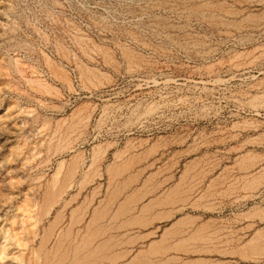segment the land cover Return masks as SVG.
<instances>
[{"label":"rangeland","instance_id":"374dc122","mask_svg":"<svg viewBox=\"0 0 264 264\" xmlns=\"http://www.w3.org/2000/svg\"><path fill=\"white\" fill-rule=\"evenodd\" d=\"M93 216L88 264H264V0H0V264Z\"/></svg>","mask_w":264,"mask_h":264},{"label":"bare ground","instance_id":"6f19581e","mask_svg":"<svg viewBox=\"0 0 264 264\" xmlns=\"http://www.w3.org/2000/svg\"><path fill=\"white\" fill-rule=\"evenodd\" d=\"M133 55V54H132ZM130 56V55H129ZM111 57V56H110ZM139 57V56H138ZM142 58V57H141ZM130 60V59H129ZM142 60V59H141ZM137 62V61H136ZM60 66V65H59ZM86 73V72H85ZM88 76V75H87ZM42 84H44V83H42ZM45 85V84H44ZM46 86H48V85H46ZM106 147V146H105ZM99 149V148H98ZM148 150V149H147ZM122 151V150H121ZM78 155L80 154V153H77ZM76 156V155H75ZM73 157V156H72ZM77 157V156H76ZM143 157V156H142ZM250 158V157H249ZM248 159V158H247ZM76 160H77V158H76ZM101 160V159H100ZM132 160V159H131ZM130 160V161H131ZM73 161V160H72ZM126 161V160H125ZM200 161V160H199ZM249 161V160H248ZM70 162V161H69ZM68 162V164L70 165V163ZM122 162V161H121ZM124 162V161H123ZM195 162V161H194ZM244 162V161H243ZM246 162V161H245ZM71 163H73V162H71ZM78 163V162H77ZM114 163V162H113ZM118 163V162H117ZM127 163V162H126ZM249 163V162H248ZM128 164V163H127ZM196 164V163H195ZM241 164V163H240ZM250 164H252V163H250ZM60 165V164H59ZM67 165V164H66ZM73 165V164H72ZM80 165V164H79ZM118 165V164H117ZM121 165V164H120ZM123 165V164H122ZM111 166V165H110ZM114 166V165H113ZM112 166V167H113ZM196 166V165H195ZM245 166V165H244ZM62 167V166H61ZM122 167V166H121ZM59 168V167H58ZM66 168V167H65ZM71 167H69V169H70ZM75 168H76V166H75ZM246 168V167H245ZM68 169V170H69ZM57 170V169H56ZM65 170V169H64ZM71 170V169H70ZM109 170H110V168H109ZM112 170V169H111ZM126 170V169H125ZM131 170V169H130ZM74 171V170H73ZM72 171V172H73ZM120 171H122L121 169H120ZM124 171V170H123ZM57 172V171H56ZM69 172V171H68ZM74 172H77V171H74ZM97 172V171H96ZM113 172H114V170H113ZM112 172V175L114 174ZM135 172V171H134ZM192 172V171H191ZM60 174H61V171L59 172ZM91 173V172H90ZM89 173V174H90ZM98 173V172H97ZM96 173V174H97ZM117 173V172H116ZM128 173V172H127ZM57 174V173H56ZM63 174H65V173H63ZM62 174V175H63ZM74 174V173H73ZM87 174V173H86ZM88 174V175H89ZM130 174V173H129ZM193 174V173H192ZM84 175H85V173H84ZM83 175V176H84ZM111 175V176H112ZM195 175V174H194ZM60 176V175H59ZM68 176H69V174H68ZM82 176V177H83ZM118 176H119V174H118ZM193 176V175H192ZM72 177V176H71ZM93 177V176H92ZM91 177V178H92ZM113 177V176H112ZM123 177V176H122ZM54 178V177H53ZM74 178V177H73ZM88 178H89V176H88ZM116 178V177H115ZM125 178V177H124ZM131 178V177H130ZM188 178V177H187ZM70 179V178H69ZM86 180H87V178H85ZM112 179V178H111ZM126 179V178H125ZM53 180H55V179H53ZM68 180V179H67ZM120 180V179H119ZM121 180H122V178H121ZM156 180V179H155ZM57 181V180H56ZM84 181V180H83ZM82 181V182H83ZM129 181V180H128ZM127 181V182H128ZM52 182V181H51ZM59 182V181H58ZM69 182H71V181H69ZM126 182V183H127ZM54 183V182H53ZM61 183V182H60ZM59 183V184H60ZM122 183V182H121ZM129 183V182H128ZM51 184V183H50ZM58 184V183H57ZM108 184V183H107ZM115 184V183H114ZM118 184V183H117ZM116 184V186L118 187V185ZM183 184V183H182ZM52 185V184H51ZM50 185V186H51ZM67 185H68V182H67ZM122 185V184H121ZM120 185V186H121ZM61 186H63V185H61ZM70 186V185H69ZM193 186V185H192ZM155 187H156V185H155ZM50 188V187H49ZM58 188V187H57ZM65 188H66V186H65ZM122 188V187H121ZM153 188V187H152ZM178 188V187H177ZM45 189V188H44ZM113 189H116V188H114L113 187ZM128 189V188H127ZM151 189V188H150ZM119 190H121L120 188H119ZM140 190V189H139ZM180 190V189H179ZM192 190V189H191ZM46 191V190H45ZM44 191V192H45ZM133 191H134V189H133ZM136 191V190H135ZM173 191V190H172ZM171 191V192H172ZM176 191V190H175ZM178 191V190H177ZM186 191V190H185ZM56 193H57V190L55 191ZM120 192V191H119ZM140 192V191H139ZM142 192V191H141ZM48 193V200H53V198H54V196L56 195L53 191H51L50 189H49V191L47 192ZM46 193V194H47ZM116 193V192H115ZM130 193H132V191L130 192ZM130 193H128V194H130ZM137 193V192H136ZM45 194V193H44ZM127 194V195H128ZM134 194V193H133ZM165 194V193H164ZM174 194V193H173ZM113 195H115V194H113ZM113 195H111L112 197H113ZM118 195V194H117ZM146 195V194H145ZM44 196V195H43ZM110 196V197H111ZM125 196V195H124ZM123 196V197H124ZM137 196V195H136ZM172 196V195H171ZM63 197V196H62ZM76 197V196H75ZM126 197V196H125ZM124 197V198H125ZM135 197V196H134ZM134 197H132V198H134ZM138 197V196H137ZM178 197V196H177ZM108 198H109V196H108ZM115 198H117V197H115ZM119 198V197H118ZM131 198V197H130ZM131 198V199H132ZM140 198V197H139ZM46 199V198H45ZM55 199V198H54ZM60 199H61V197H60ZM70 199V198H69ZM74 199V198H73ZM111 199V198H110ZM136 199V198H135ZM138 199V198H137ZM155 199V198H154ZM158 199V198H157ZM171 198H169L168 200H170ZM58 200V199H57ZM64 200H66V199H64ZM108 200V199H107ZM127 200V199H126ZM160 200V199H159ZM45 201V200H44ZM43 201V202H44ZM56 201V200H55ZM109 201V200H108ZM107 201V202H108ZM120 200H118V202H119ZM137 201V200H136ZM158 201V200H157ZM50 202V201H49ZM53 202H54V200H53ZM52 202V203H53ZM67 202H70V200L69 201H67ZM67 202H65V203H67ZM128 202H130V200H128ZM127 202V203H128ZM133 202V201H132ZM122 203V202H121ZM121 203L119 204L120 206H122L121 205ZM151 203H155V202H151ZM163 203H164V201H163ZM40 204V203H39ZM43 204V203H42ZM46 205H47V203H45ZM105 204V203H104ZM110 204H113V202L111 201V203ZM109 204V205H110ZM135 203H133V205H134ZM150 204V203H149ZM149 204H147V205H149ZM49 205V204H48ZM47 205V206H48ZM118 205V206H119ZM125 205V204H124ZM123 205V206H124ZM132 205V206H133ZM154 205V204H153ZM118 206H116V207H118ZM130 206V205H129ZM129 206H128V209H131V208H129ZM136 206V205H135ZM140 206V205H139ZM143 206V205H142ZM107 207H109V206H107ZM112 206H110V208H111ZM131 207V206H130ZM138 207V206H137ZM109 208V209H110ZM120 208V207H119ZM127 208V207H126ZM125 208V211L127 210ZM140 208V207H139ZM154 208V207H153ZM74 209V208H73ZM75 209H79V207L77 208H75ZM81 209V208H80ZM99 209V208H98ZM105 209H106V207H105ZM104 209V210H105ZM108 209V210H109ZM115 209V208H114ZM123 209V208H122ZM133 209H135V208H133ZM138 208H136V210H137ZM43 210V209H42ZM103 210V211H104ZM113 210V209H112ZM112 210H110L109 212H111ZM140 210V209H139ZM256 210V209H255ZM75 211V210H74ZM81 211H82V209H81ZM94 211V210H93ZM98 211V210H97ZM102 211V210H101ZM106 211V210H105ZM40 212V211H39ZM45 212V211H44ZM107 212V211H106ZM106 212H104V214L106 213ZM115 212V211H114ZM133 212V211H132ZM145 212V211H144ZM152 212H153V210H152ZM71 213V212H70ZM72 213H74L73 212V210H72ZM102 213V212H101ZM108 213V212H107ZM122 213H123V211H122ZM135 213V212H134ZM133 213V214H134ZM136 213H138V210H137V212ZM80 214V213H79ZM82 214V213H81ZM96 214V213H95ZM114 214V216H115V213H113ZM119 214V213H118ZM132 214V215H133ZM141 214V213H140ZM143 214V213H142ZM149 215H150V212L148 213ZM151 214H154V212L153 213H151ZM57 215H59V214H57ZM72 215V214H71ZM78 215V214H77ZM76 215V216H77ZM94 215V214H93ZM120 215H122V214H120ZM119 215V216H120ZM129 215H130V213H129ZM139 215V214H138ZM144 215V214H143ZM146 215H147V213H146ZM160 215H162V214H160ZM95 216V215H94ZM94 216L89 220L90 221V226H87V229H88V235H84V234H82V235H77V234H74V236H73V238H72V235H71V233H72V228L70 227L71 225H69V222H71V221H69L68 222V225H66V227L68 226V227H70L68 230H66L67 232L65 233V230H64V233H65V235L66 236H64L63 237V239L64 238H66L67 239V237H70V235H71V237L70 238H72V239H70V240H62L61 238V241L59 242V244H58V247L59 248H57L55 251H53V252H51V254L46 250V248H45V246H44V249H42L41 247H40V252H38V251H35V252H37V258L36 259H34V260H31V262H32V264H38V261L41 259V264H88L89 262H92L93 260H97V259H94V254H95V250L96 249H94V242H93V240H94V234H95V232H97V231H103V230H105L106 229V227H107V225L105 226V225H103L102 223H101V225L99 224V222L101 221H99L97 224H99V225H95V228L93 227L94 226V223H95V220H94ZM99 216V215H98ZM97 216V217H98ZM108 216H109V213H108ZM107 216V217H108ZM126 216H127V214H126ZM131 216V215H130ZM35 217V216H34ZM59 217V216H58ZM62 216L60 215V217H59V219H62L61 218ZM78 217H79V215H78ZM96 217V218H97ZM110 217H111V215H110ZM142 217H144V216H142ZM19 218H20V216H19ZM31 218V217H30ZM37 218H38V216H37ZM56 218V217H55ZM74 218V217H73ZM72 217L70 218L69 217V219H73ZM81 218V217H80ZM115 218V217H114ZM128 218V217H127ZM146 218V217H145ZM145 218H144V220H145ZM76 219V218H75ZM82 219V218H81ZM80 219V220H81ZM100 219V218H99ZM102 219V218H101ZM105 219V218H104ZM107 219V218H106ZM113 219V218H112ZM116 219H117V217H116ZM123 219V218H122ZM130 218H128L127 219V221L129 220ZM147 219H148V217H147ZM23 220V219H22ZM38 220V219H37ZM79 220V218H77V221ZM79 220V221H80ZM96 220H98V219H96ZM126 220V219H125ZM125 220H122V222L123 221H125ZM138 220V219H137ZM36 221V220H35ZM55 221H58V219L57 220H55ZM72 221H74V219L72 220ZM86 221H88V219L86 220ZM88 221V222H89ZM126 221V222H127ZM133 221V220H132ZM146 221V220H145ZM37 222V221H36ZM112 222V221H111ZM111 222H109V223H111ZM115 222V221H114ZM114 222H112V224L114 223ZM122 222H121V224H122ZM125 222V223H126ZM135 222V221H134ZM133 222V223H134ZM142 222V221H141ZM31 223H33V222H31ZM50 223H52V222H50ZM74 223H76V222H74ZM86 223V222H85ZM115 223H117V222H115ZM139 223V222H138ZM89 224V223H88ZM108 224V223H107ZM130 224V223H129ZM30 225V224H29ZM35 225V224H34ZM55 225H56V222H55ZM72 225H73V222H72ZM109 225V224H108ZM114 225H117V224H114ZM118 225H120L119 223H118ZM124 225V224H123ZM82 226V225H81ZM122 226V225H121ZM176 226V225H175ZM174 226V227H175ZM29 227V226H28ZM32 227V226H31ZM67 227V228H68ZM80 227V226H79ZM89 227V228H88ZM109 227H111V226H109ZM17 228H18V226H17ZM82 228V227H81ZM112 228H113V225H112ZM115 228V227H114ZM117 228H119V226L117 227ZM121 228V227H120ZM13 229V228H12ZM11 229V230H12ZM64 229V228H63ZM70 229H72V230H70ZM79 229V228H78ZM78 229H76V231L78 230ZM95 229V230H94ZM110 229V228H109ZM127 229V228H126ZM32 230V229H31ZM34 230V229H33ZM33 230L31 231V232H33ZM107 230V229H106ZM181 230V229H180ZM17 231V230H16ZM50 231V230H49ZM82 231V230H81ZM109 231V230H108ZM126 231V230H125ZM21 232V231H20ZM38 232V231H37ZM83 233L85 232V230L84 231H82ZM261 233H262V231H260ZM10 233V232H9ZM47 233V232H46ZM45 233V234H46ZM117 233V232H116ZM24 234V233H23ZM120 234V233H119ZM171 234H173V233H171ZM258 234V233H257ZM260 234V233H259ZM9 235V234H8ZM7 235V236H8ZM14 236L16 235V234H13ZM49 235V234H48ZM64 235V234H63ZM99 235H100V233H99ZM98 235V236H99ZM107 235V234H106ZM137 235V234H136ZM262 235V234H261ZM9 236H11V234L9 235ZM47 236V235H46ZM58 236V235H57ZM110 236V235H109ZM258 236H260V235H258ZM258 236H256L255 238L257 239V237ZM56 237V236H55ZM96 237H97V235H96ZM254 237V236H253ZM261 237V236H260ZM14 238H17V237H14ZM99 238H101V237H99ZM114 238H115V236H114ZM119 238V237H118ZM252 238V237H251ZM255 238H253V239H255ZM13 239V238H12ZM20 239L21 238H19L18 240L20 241ZM25 239V238H24ZM48 239V238H47ZM165 239V238H164ZM21 240H23V239H21ZM44 240H45V238H44ZM97 239H95V241H96ZM105 240L106 239H104L103 241L105 242ZM109 240V239H108ZM112 240V239H111ZM110 240V241H111ZM262 240V239H261ZM17 241V240H16ZM15 241V242H16ZM28 241V240H27ZM65 241H67V242H65ZM98 241V240H97ZM102 241V240H101ZM100 241V242H101ZM248 241V240H247ZM260 241V240H259ZM263 241V240H262ZM41 242V241H40ZM39 242V243H40ZM56 242V241H55ZM107 242V241H106ZM112 242V241H111ZM168 242V241H167ZM254 242V241H253ZM12 243V242H11ZM42 243H44V242H42ZM41 243V244H42ZM73 243V244H72ZM97 243V242H96ZM114 243V242H113ZM119 243H121V242H119ZM161 243V242H160ZM15 244V243H14ZM19 244V243H18ZM72 244V245H71ZM107 244V243H106ZM118 244V243H117ZM165 244V243H164ZM167 244V243H166ZM165 244V245H166ZM246 244V243H245ZM264 244V243H263ZM262 244V245H263ZM22 245V244H21ZM96 245V244H95ZM111 245V244H110ZM109 245V246H110ZM156 245V244H155ZM163 245V244H162ZM248 245V244H247ZM259 243H254L253 244V248H256L257 249V247H259ZM25 246V245H24ZM49 246V245H48ZM47 246V247H48ZM61 246V247H60ZM100 246V245H99ZM98 246V247H99ZM105 246V245H104ZM108 246V247H109ZM168 246V245H167ZM261 246V245H260ZM15 247V246H14ZM53 247V246H52ZM154 247V246H153ZM12 248H13V246H12ZM37 248V247H36ZM49 249H50V247H48ZM100 248V247H99ZM32 249H34V246H33V248ZM110 249V248H109ZM151 249H154V248H151ZM53 250V249H52ZM99 250V249H98ZM101 250V249H100ZM99 250V251H100ZM255 250V249H254ZM30 251H32L31 249H30ZM29 251V252H30ZM102 251V250H101ZM114 251V250H113ZM148 251V250H147ZM162 251V250H161ZM21 252V251H20ZM26 252H28V251H26ZM97 252V251H96ZM112 252V251H111ZM124 252H125V250H124ZM146 252V251H145ZM150 252V251H149ZM158 252V251H157ZM164 252V251H163ZM250 252V251H249ZM25 253V252H24ZM34 253V252H33ZM105 253H107V252H105ZM113 253V252H112ZM123 253V252H122ZM122 253H121V256H122ZM155 253V252H154ZM8 254V253H7ZM26 254V253H25ZM36 254V253H35ZM100 254H102V253H100ZM110 254V253H109ZM120 254V253H119ZM119 254H118V256H119ZM124 254V253H123ZM145 254V253H144ZM21 254H19V256H20ZM24 255V254H23ZM111 255H113V254H111ZM110 255V256H111ZM1 256V255H0ZM18 256V257H19ZM28 256V255H27ZM34 256V255H33ZM97 256H99V254L97 255ZM96 256V257H97ZM101 257H102V255H100ZM105 256V255H104ZM103 256V257H104ZM107 256H109V255H107ZM113 256H115V255H113ZM113 256L111 257V258H113ZM116 256H117V254H116ZM140 256V255H139ZM141 256H143V253L141 254ZM145 256V255H144ZM147 256V255H146ZM101 257H98V258H101ZM102 257V258H103ZM138 257V256H137ZM149 257V256H148ZM147 257V258H148ZM4 258V257H3ZM25 258V257H24ZM70 259L69 261L67 260V259ZM106 258H108V257H106L105 256V259ZM118 258V257H117ZM146 258V257H145ZM147 258H146V260H147ZM31 259H32V256H31ZM110 259V258H109ZM141 259V258H140ZM140 259H137V260H140ZM21 258H20V262H21ZM27 260V259H26ZM66 260L68 261V262H66ZM113 260V259H112ZM133 260V259H132ZM136 260V261H137ZM161 260H163V259H161ZM173 260V259H172ZM23 261V260H22ZM101 261V259L99 260V262ZM110 261V260H109ZM127 261V260H126ZM131 261V260H130ZM135 260H133V262H134ZM135 261V262H136ZM145 261V260H144ZM28 262H30L29 260H28ZM122 262V261H121ZM125 262V261H124ZM142 262V261H141ZM146 262V261H145ZM190 262V261H189ZM193 262H196V261H193ZM198 262V261H197ZM22 263V262H21ZM27 263V262H26ZM102 263V262H101ZM123 263V262H122ZM121 263V264H122ZM137 263V262H136ZM156 263V262H155ZM162 263V262H161ZM160 263V264H161ZM177 263V262H176ZM188 263V262H187ZM29 264V263H28ZM92 264H94V263H92ZM134 264V263H133ZM151 264V263H150ZM153 264H154V262H153ZM175 264V263H174ZM200 264H202V262H200Z\"/></svg>","mask_w":264,"mask_h":264}]
</instances>
